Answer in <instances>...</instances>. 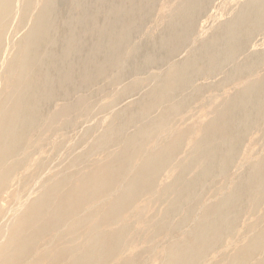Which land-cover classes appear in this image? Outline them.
<instances>
[{
  "label": "bare ground",
  "instance_id": "6f19581e",
  "mask_svg": "<svg viewBox=\"0 0 264 264\" xmlns=\"http://www.w3.org/2000/svg\"><path fill=\"white\" fill-rule=\"evenodd\" d=\"M71 1L77 14L62 18L59 0H0V264H264V73L256 76L264 51L251 45L264 35V0L240 3L217 28L222 36L160 81L136 78L99 105L80 94L124 66L136 7L112 5L98 28L95 12ZM202 3L179 1L172 22L193 19ZM76 25L96 42L86 45ZM193 27L168 50L169 38L157 42L165 57L180 52ZM121 74L108 78L116 86ZM219 76L218 87L238 88L208 97L197 115L206 88L198 81ZM146 87L135 114L117 108ZM108 112L112 119L100 120L102 131L76 154L66 131L80 126L84 142L96 130L90 118ZM46 147L50 163L61 160L43 173Z\"/></svg>",
  "mask_w": 264,
  "mask_h": 264
},
{
  "label": "rangeland",
  "instance_id": "374dc122",
  "mask_svg": "<svg viewBox=\"0 0 264 264\" xmlns=\"http://www.w3.org/2000/svg\"><path fill=\"white\" fill-rule=\"evenodd\" d=\"M59 1L61 3V8H60L59 14L62 18H65L66 16H68L67 13L68 14L71 13L72 10H73V13L77 14L76 13L77 11H75L73 9L71 0H59ZM130 1L131 0H104V2L99 3L98 0H86V1L81 0L82 3L81 2L80 3L84 7L86 6L87 9H90L89 11H92L93 13L95 12L96 26L98 28H100V27H104V25L107 24L109 21V17L107 14L109 7H111L112 5L113 6H119V7L120 6H128ZM179 1H181V0H132L133 5H135V7H136V13L134 16H131V18H128L127 21H129L131 19L133 21L132 24H137L139 28H137L136 30H134L130 34L129 44L126 47V50H124L125 51L124 52V59H125L124 60V62H125L124 66L122 67L121 70H113V71L110 70L105 79L100 80L98 83H96L95 85L92 86L95 88L91 87L89 90H87L86 92H82L80 95H82V96L83 95L84 96L89 95L87 98H89V101L93 105H99L101 103L100 101H102L101 104H105L104 102L107 103L108 101H110L114 97V95L121 89V87L132 82L136 78H145L149 75H154V76L156 75L155 76L156 81H160L161 78L163 77V75L168 71L170 66H172V65L181 66V65L185 64L184 62L186 61L187 57L190 54H192L193 52H195V53L197 52L198 54H200V52L205 49L207 42L210 40V37L212 38V36L214 34H215V36H222L223 31H218L217 28L220 26L221 23L231 21L233 19L235 12L239 9L240 3H242L246 0H203L204 3H202L200 6H202L203 4L204 5L202 7L199 6V8H200L199 14L197 13V15H195V17H193V19L191 18L189 20H185L184 22L180 21L179 23L174 24V22L177 20L176 18H178V16L176 15V13L174 11L175 4H178ZM191 7L192 6H190V5H186L183 9L188 10ZM63 9L65 10V12H63L64 11ZM174 19H176V20H174ZM131 20H130V22H132ZM172 21H174V22H172ZM187 21H189V22H187ZM192 24H194V25H192ZM190 27H193L192 36H190V38L186 41V43H184L180 52L178 54L165 57L164 56L166 53L165 50H168L173 45L172 43H174L176 36L179 35L180 33L184 32V31L188 30ZM76 28H77L76 32L78 34L81 33L80 35H82V37L84 36L85 43H87L86 45L89 46L90 43L96 42L95 34H92V33L87 34L84 32L86 30L88 31L87 26L76 25ZM64 30H65V28L63 25L59 26V28H58L59 33H63ZM219 34H221V35H219ZM258 34H261V35H258ZM258 34H256L254 36L255 38L253 37V40L251 41V45L256 44L257 48H255V49H257L259 51H264V35L262 32H260ZM21 35H22L21 33L19 35H17L18 37L16 39L21 38ZM163 37H165L167 39L169 38L170 40L168 39L169 40L168 42H171L170 45L166 44L165 47L168 46V48H166V49L164 48L165 50H162V48L157 43ZM204 41H206V42H204ZM250 46L246 47V49L244 50V53L243 52L239 53L232 64H235V65L240 64L242 62V60L245 58V56L248 55L249 52L252 51V48H250ZM88 48L89 47H86L83 50L81 55H83V56L87 55V51H88L87 49ZM129 48H132V49L137 48L136 50H138V51H136L134 55H127L126 56V52L129 50ZM146 55H160V57H163V61H161L162 63L160 62V63H157L155 65H149V66L144 65L143 59L146 57ZM238 57H239V59H238ZM76 59L78 60V57L72 56V60L74 62H77ZM120 71L122 74L123 73L124 74L123 75L121 74L122 80L120 81L119 84H117L115 86L114 84H112L110 82V79L108 77H111V75H114L118 72L120 73ZM263 73H264V67L261 68V70H259L258 73H256V76H259ZM221 76L223 77V75H221ZM221 76L217 77L218 79L216 78L215 80H213L212 83L209 80L208 81L207 80L206 81L205 80H199L198 81V84L202 85L201 87L204 86L206 88H205V90L203 89L200 92V97H199L200 100L197 103V105H195V107H197L196 108L197 109V111H196L197 115L200 114L197 112H199L201 108L206 106V100L208 99V97L213 98V99L223 100L229 93L230 94L233 93L234 90L236 88H238L237 86L229 85V84H225L222 87H218L217 85H215L216 83H218L221 80V78H222ZM213 83H214V85H213ZM204 84H206V85H204ZM207 85H209V86H207ZM96 91H98V92H96ZM148 92H149V88H147V87L143 88L141 90L140 89L137 90V93L135 92L131 96L126 98L125 100L120 101L119 102L120 104H118L117 108L119 110H124L126 116L131 115V114H135L139 110V106H140L139 103L147 100ZM187 93L188 94L190 93V95L193 94L192 90L187 92ZM185 95H187V94H185ZM79 96L73 95L70 99L71 101L69 100V102H71V103L75 102V100ZM97 96H99V97H97ZM95 98L96 99L98 98V99L96 100ZM180 98H182V96H180ZM135 102H137V103L139 102L138 103L139 105ZM54 106H55V104L54 105L50 104L49 106L45 107V110H49L50 108L52 109V108H54ZM110 112L107 113L108 115L107 114L106 115H100L98 117L93 116L90 118V121H91L90 123L97 124V126H96L95 132L93 133L94 135L92 134V135L88 136L87 138H85V140H84L85 143L83 142V136H82L83 128H81L80 126H78L75 129H71L68 132L66 131L67 138L69 139L68 141L71 142L73 146H75L73 148H75L74 152L76 154H78V155L82 154L86 150L85 146L88 143H91V140L93 142L97 138L99 132H101L102 128H103V125L101 124L100 120H102L103 118H108L109 120L112 119ZM109 113H110V115H109ZM158 117H159L158 114L153 115V119L154 118L157 119ZM189 123H190V121H189ZM133 130H134V128H130V131H128V133H131ZM69 133H70V135H69ZM95 135H96V137H95ZM91 136H92V138H91ZM73 139H75V140L73 141ZM88 139H90V141H88ZM71 143H70V146H72ZM45 150L47 153L43 156V158L46 160H49V163L47 166L44 167L43 173L48 172V167L50 164H51L50 165L51 167H56V165L59 163L58 160H61V155L55 154L53 157V162L50 163V161H51L50 159L52 158V157L49 158V156H48L50 147H46ZM51 155H52V153H51ZM97 159H101V157L99 156V157H97ZM43 175H45V174H43ZM16 205H17V201L14 202V206H16Z\"/></svg>",
  "mask_w": 264,
  "mask_h": 264
}]
</instances>
